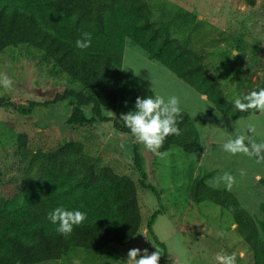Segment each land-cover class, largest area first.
<instances>
[{
    "label": "rangeland",
    "instance_id": "374dc122",
    "mask_svg": "<svg viewBox=\"0 0 264 264\" xmlns=\"http://www.w3.org/2000/svg\"><path fill=\"white\" fill-rule=\"evenodd\" d=\"M155 17L166 5L171 14H196L201 29L192 30V44L206 54L208 70L217 78L230 99L241 97L246 89L238 85L236 70L244 81L258 82L264 76V0H150ZM202 15L203 18H200ZM183 40L184 35L174 32ZM240 56L236 59V56ZM124 68L144 78L156 95H175L181 107L196 123L202 145L194 152L174 146L163 158L132 141L130 133L118 130L113 122L100 121L91 106H83L84 123L73 124L70 117L76 102L50 103L57 92L83 86L49 63L45 55L29 45L7 47L0 53V73L13 80L11 91L0 89V99L10 98L13 107L0 112V195L9 197L25 184L27 162L20 136L27 135L26 146L33 151L55 150L65 140L84 142L86 151L96 158L98 167H112L138 183L142 213L141 233L129 245L111 246L103 251L73 248L61 260L40 264H127L131 249L160 251L159 264H219V254L235 256V264H256L248 243L237 231L229 209L211 200L191 198L195 179L215 171L207 183L225 189L220 177L230 172L235 177L231 190L242 206L260 223L264 221V163L243 154L223 151L226 138L238 134L264 140V113L232 119L194 87L133 42L126 41ZM33 107L25 114L18 106ZM119 112L104 108L108 115ZM202 111V112H201ZM122 121V120H121ZM123 122V121H122ZM9 123H12L10 126ZM256 126L248 131V124ZM144 157V177L135 162L136 152ZM25 160V161H24ZM241 170L244 175H241ZM144 182H141L145 180ZM145 183L152 187L145 186ZM160 211L153 228L160 242L147 229L153 214ZM262 237L264 231L261 229ZM163 242L165 246L161 243ZM99 255V256H98ZM122 258V259H121ZM108 259L110 263H106Z\"/></svg>",
    "mask_w": 264,
    "mask_h": 264
},
{
    "label": "trees",
    "instance_id": "16d2710c",
    "mask_svg": "<svg viewBox=\"0 0 264 264\" xmlns=\"http://www.w3.org/2000/svg\"><path fill=\"white\" fill-rule=\"evenodd\" d=\"M153 9L150 0H0V53L10 46H32L80 83L83 89L59 91L50 101L74 100L73 124L84 123L82 107L91 106L96 119L113 122L118 130L129 133L123 122L109 118L104 108L117 110L120 115L134 107L137 96L155 94L144 78L124 68L128 38L205 95L225 116L240 119L260 114L238 110L222 83L208 70L206 54L193 47L192 30L202 27L196 14H171L163 5L162 15L155 17ZM175 31L184 35L183 40L174 37ZM84 32L91 33L93 39L89 48L81 50L76 40ZM235 74L239 87L246 89L241 97L264 87V76L258 82L250 78L246 83L239 70ZM36 105L32 102L30 107L18 109L29 114ZM13 106L10 98L0 99V112ZM183 112L181 135L169 136L161 151L177 146L194 152L201 147V133L193 117ZM26 138L20 136L27 162L25 184L12 196L0 195V264H40L61 260L73 248L101 252L133 242L141 233L142 213L138 183L132 177L112 167H98L82 141L65 140L55 150L33 151L27 148ZM135 162L146 177L139 151ZM214 174L210 171L195 179L191 198L196 202L211 200L229 209L255 263L264 264V221L259 223L231 191L210 186L206 180ZM260 181L264 184V178ZM58 206L88 213L67 237L47 219L49 211ZM159 213L153 214L147 229L160 242L153 228Z\"/></svg>",
    "mask_w": 264,
    "mask_h": 264
},
{
    "label": "clouds",
    "instance_id": "9594fccd",
    "mask_svg": "<svg viewBox=\"0 0 264 264\" xmlns=\"http://www.w3.org/2000/svg\"><path fill=\"white\" fill-rule=\"evenodd\" d=\"M92 34L82 33L81 38L76 40V47L84 50L91 46ZM13 80L5 73H0V89L11 91ZM234 106L240 111L255 110L264 113V87L236 98ZM202 112V111H201ZM109 118L123 121L124 126L129 130L133 142L142 145L146 150L163 158L166 152H161L165 141L169 136H180V123L183 120L184 112L178 96L171 95L167 98L152 94L137 96L134 107L127 113H121L119 117L115 113L109 112ZM248 131L255 132L256 126L248 124ZM223 151L231 155L243 154L249 158H255L257 163H264V140L257 142L245 135H236L226 138L222 145ZM241 175L244 171L241 170ZM220 179L224 183L226 190H231L235 183V177L230 172H225ZM257 180L261 177L257 176ZM88 217L87 211L80 208H70L58 206L49 211L47 219L56 226V231L69 236L76 226L81 225ZM160 251L148 253L147 249L141 252L140 249H131L126 259L127 264H159ZM219 264H235V256L219 254L216 257Z\"/></svg>",
    "mask_w": 264,
    "mask_h": 264
},
{
    "label": "water",
    "instance_id": "95a60500",
    "mask_svg": "<svg viewBox=\"0 0 264 264\" xmlns=\"http://www.w3.org/2000/svg\"><path fill=\"white\" fill-rule=\"evenodd\" d=\"M200 18H203V17H202V15H200ZM9 125L11 126V125H12V123H9Z\"/></svg>",
    "mask_w": 264,
    "mask_h": 264
}]
</instances>
